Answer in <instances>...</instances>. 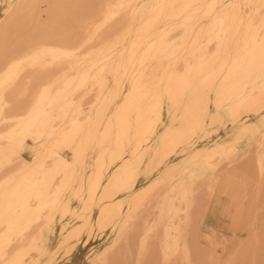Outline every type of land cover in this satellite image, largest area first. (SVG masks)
Returning <instances> with one entry per match:
<instances>
[{
  "label": "bare ground",
  "instance_id": "bare-ground-1",
  "mask_svg": "<svg viewBox=\"0 0 264 264\" xmlns=\"http://www.w3.org/2000/svg\"><path fill=\"white\" fill-rule=\"evenodd\" d=\"M260 127L264 0H0V264H213L207 176Z\"/></svg>",
  "mask_w": 264,
  "mask_h": 264
},
{
  "label": "rangeland",
  "instance_id": "rangeland-1",
  "mask_svg": "<svg viewBox=\"0 0 264 264\" xmlns=\"http://www.w3.org/2000/svg\"><path fill=\"white\" fill-rule=\"evenodd\" d=\"M232 133L233 128L230 125L228 127L220 126L213 137H215V140H221L230 137ZM263 133L264 127H260L250 141L244 140L240 142L236 152L228 158L221 159L220 165L216 170V172L219 171L218 175L214 171L207 176L208 186L206 188L208 187L209 191L204 187L201 197L204 196L206 199L203 202L205 206H202L204 207L202 210L200 207L199 210L201 212L198 210L197 213L198 217L196 220L200 223L196 221L198 223L196 234L199 239H195H197L196 242L200 248L198 249L200 251L203 250V252L198 251L201 254L198 253V255L202 256V254L207 255L208 253L213 259V261L211 260L214 262L213 264H228V260L230 264L229 257L231 256L232 258L233 255L234 258L238 256L240 259L237 260L238 258H236V262L232 258L231 263L236 262L238 264V261H240V264H264V198H262L264 194L263 196L261 194L262 192L264 193V175L259 176L255 172L258 152L264 149L258 145V140ZM25 156L31 158L28 154ZM228 174L232 175L233 189L239 190L241 188L242 195L239 194V196L233 190L224 189V181ZM139 183L143 185L145 180L141 179ZM209 184L212 186L211 189ZM245 188L248 190L247 192H245ZM261 190L262 192L260 193ZM229 195L233 197L231 198ZM260 197L261 199H259ZM233 198L235 201L232 200ZM258 199L261 201H258ZM243 204H245V207H243ZM252 208L253 210L251 211L250 209ZM60 230V225H58L55 235L51 236V249L59 241ZM111 234L110 230L103 235L96 232L87 243H85L86 236H83V241L76 246L72 255L68 257L63 249L59 252L56 264H88L94 250L104 248L107 243L111 242ZM198 258L200 260H197V263L202 262L203 259L205 263L207 262V258L202 260L201 257ZM259 260L262 262L258 263L260 262ZM206 264H209V261Z\"/></svg>",
  "mask_w": 264,
  "mask_h": 264
}]
</instances>
